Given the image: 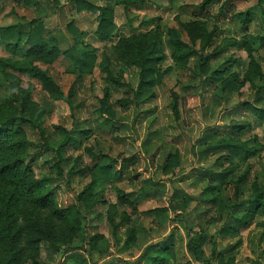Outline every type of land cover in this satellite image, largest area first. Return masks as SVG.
<instances>
[{"label": "rangeland", "instance_id": "rangeland-1", "mask_svg": "<svg viewBox=\"0 0 264 264\" xmlns=\"http://www.w3.org/2000/svg\"><path fill=\"white\" fill-rule=\"evenodd\" d=\"M85 1L106 7L102 0ZM116 1L105 38L97 28L99 12L76 13L72 0H57L55 13L43 20L47 29L64 30L73 22L84 50L79 54L82 68L62 55L31 52L26 46L24 55L11 53L10 42L0 41V124L4 122L0 130H11L0 151V169L8 167L0 173V264H138L150 244L162 250L174 248L166 264H264V211L254 213L248 226L222 235L225 204L201 205L200 211L192 201L187 208L188 226L193 232L204 229L199 247L206 258L202 263L188 254L191 236L173 223L170 208L176 189L192 197L203 189L195 184L197 172L214 159H200L197 141L207 129L218 128L223 135L229 125L241 126L245 138L240 142L254 158L234 171V181L241 179L240 186L246 187L264 181V124L245 108L248 104L264 109V4L258 5L257 0ZM33 10L23 0H0V28H28ZM147 55L155 58L156 75L149 76L151 97L138 102L134 100L136 66ZM223 65L228 68L223 79L208 82L210 73ZM72 92L76 96L69 102L78 106L74 120L66 102ZM44 102L52 111L47 117L41 115V132L27 126L14 132L5 124L12 118L30 119L34 109L42 112ZM103 105L114 118L111 127L103 123ZM71 130L88 131V135L76 134L75 143L58 153L67 164L65 174L78 169L68 179L59 176L54 152L29 144L41 145L45 139L55 149ZM85 148L115 160L120 175L113 184L94 187L92 208L84 222L85 213L78 216L70 208L92 181L91 176L78 173L90 161ZM222 162V170L234 168L233 162ZM136 178L164 186L162 196L121 201L120 192L137 190L133 188L138 186ZM227 189L232 193V183ZM242 198L250 197L246 193ZM155 208L167 211L155 219L148 213ZM45 245L60 251L79 249L49 260ZM71 255L78 256L72 259Z\"/></svg>", "mask_w": 264, "mask_h": 264}, {"label": "trees", "instance_id": "trees-1", "mask_svg": "<svg viewBox=\"0 0 264 264\" xmlns=\"http://www.w3.org/2000/svg\"><path fill=\"white\" fill-rule=\"evenodd\" d=\"M26 5L33 6L34 19L29 23L28 28L18 25L7 28H0V41L10 42L8 48L11 50V53H21L24 55L25 46L28 47L31 52H42L46 51L49 54H59L63 57H66L72 60L75 64L84 65V60L79 58V54H83L84 50L82 47L81 36L78 30L73 26L71 21L65 26V29L55 27L53 29H47L43 26V20L45 18L51 17L55 13L56 1H53V4L48 0H23ZM104 1L105 8L103 7H94L93 5L88 4L85 0H72L73 7L76 13L86 10V11H98L99 14L96 17L97 28L100 36L102 38L107 37V33L111 29V18L110 13L112 10V3L117 4L116 0H102ZM127 2V0H124ZM258 5H263L264 0H257ZM244 16L247 18V13H244ZM23 44V45H22ZM22 45V46H21ZM142 61L137 64V74H138V87L134 92V100L141 102L146 101L152 95V84L149 80V76L156 75V69L154 66L155 58H151L149 55L144 58H140ZM157 61V59H156ZM207 61V60H205ZM13 69L19 72H27L28 70L21 67L12 66ZM228 68L223 65L219 69L214 70L210 73L207 78L208 82H218L223 79L224 75L227 73ZM76 75H79V72H76ZM76 92H72L69 96L68 101L70 117L74 120V109L78 106L73 105L70 101L71 97L75 98ZM105 99V98H104ZM104 100L102 101V104ZM245 108L248 112L254 117L256 121L264 124V109L254 107L252 105L245 104ZM101 114L103 117L104 125L111 127L114 124V118L109 110V107L103 105L100 108ZM52 111L50 105L46 102L43 103L42 112H39L37 109H34L31 112L30 119L24 118H12L8 120L5 124L11 126L14 132L19 131L20 126H27L30 129L41 132V123L40 119L44 115L45 117L49 116ZM42 115V116H41ZM4 126V122L0 124ZM243 129L241 126L229 125V129L226 133L221 135V132L218 128L207 129L204 131L202 137L198 139V155L200 159L205 161L208 158L214 159L211 164L205 167L204 170L197 172V178L195 184H202L203 189L197 196H191L184 193L181 189H176L173 193L172 201H170V208L174 213V218L172 219L174 224L180 225L187 236L189 241L187 242L188 254L192 259L198 262L204 263L206 261L203 253L200 252V244L203 239L204 229H200V232H193V228L188 226V211L187 208L189 204L196 202L198 208L197 210H202L201 205H210V207H219L220 205L225 204L227 212L226 218H224V226L221 227L220 231L222 235L229 234L239 227L248 226L252 217L255 214L263 213L264 211V181H255L252 187H246L245 185L240 186L241 179L234 181L235 176L233 175L234 171H238L240 167H243L249 160L254 158V153L250 150L244 148V144L240 142L245 138V134L241 135ZM241 130V131H240ZM11 130H0V151H4L6 141L4 139L10 133ZM78 133L82 135H88V131H68L64 134V138L58 142L55 149L52 148L51 143L48 140L42 139L43 144L38 145L34 142L29 144L33 149L42 147L44 151L54 152L57 157V169L58 174L61 177L68 175V179L77 171L75 168L70 169L65 174L66 163L65 160L60 158L58 153L66 148L68 145L75 143V136ZM3 141V142H2ZM143 150L145 153H149L148 144L143 145ZM85 154L88 155L90 161L89 164L80 168L78 173L86 177L92 178V181L86 185L76 196L75 201L77 202L70 208V212L80 215L83 211L85 213L82 221L87 219V216L90 214L92 206L89 208V200H91L94 187L103 182L107 184H113L116 182L120 175V170L117 168L116 161L110 159L106 154L100 152V150L95 152L91 148H85ZM168 159V158H167ZM223 160L234 163V168L230 170H222ZM60 164H63L60 166ZM167 167V162L163 166L165 170ZM8 167L0 169V173L6 171ZM233 185L234 189L232 193H229L227 189L229 184ZM136 184L134 189H137L132 192H120L119 199L128 203L130 200L140 202L148 199H155L161 197L164 191V186L154 183L149 179L139 180L136 178ZM255 190L251 192V190ZM248 195L249 199L245 200L242 198L243 194ZM231 201V205L228 204V199ZM196 210V209H195ZM166 208H155L150 210L148 213L153 216L155 219H159L164 216L166 213ZM77 216V219H78ZM264 216V214H263ZM243 222V224H242ZM170 236H173L172 234ZM44 252L46 253L49 260L53 256H62L65 253H70L79 248H71L66 251H60L59 248L51 245L44 246ZM174 248H169L162 250L155 244H150L147 246L145 253L141 256L140 262L143 264H166V261H170L173 256ZM151 252H155L158 255H154ZM151 253V254H150ZM78 255H71L70 258L75 259ZM174 264H191L190 262L177 263ZM256 264H261V262L256 261Z\"/></svg>", "mask_w": 264, "mask_h": 264}]
</instances>
